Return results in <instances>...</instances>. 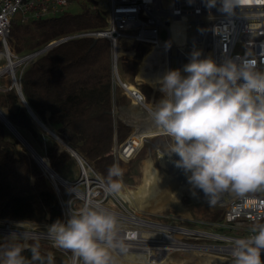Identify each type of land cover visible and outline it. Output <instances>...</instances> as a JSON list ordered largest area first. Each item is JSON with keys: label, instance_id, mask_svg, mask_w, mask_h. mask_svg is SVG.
I'll list each match as a JSON object with an SVG mask.
<instances>
[{"label": "built area", "instance_id": "1", "mask_svg": "<svg viewBox=\"0 0 264 264\" xmlns=\"http://www.w3.org/2000/svg\"><path fill=\"white\" fill-rule=\"evenodd\" d=\"M74 1L76 0H0V65L2 66L6 61L5 56L8 53L14 59L31 56L28 62L39 56V54H35L38 50L22 57L12 51L10 38L13 22L16 19L23 25H27L34 21L55 18L67 12L69 5ZM95 1L98 3V9L106 14L107 25L105 28L62 36L50 41L46 46L53 48L70 39L82 37L109 40L112 48L113 90L121 87L122 92L133 100L136 97L140 102L138 105L147 111V98L140 88L146 82L136 80L135 76L137 90L133 91V96H131L126 89L124 78L120 75L119 64L136 57L137 52L133 48L137 44H144L150 48L159 46L160 32L162 29L168 31L167 27L171 18H185L190 28L194 29L191 34V42L201 45V59L205 58L208 47V51L211 52L217 63L223 62L225 58L249 59L258 68L264 70V0H240L230 15L218 10L219 2L211 10L207 9L204 0H170L168 5H164L163 0ZM206 30H209L210 33L208 46L204 40ZM126 43L129 46L125 47ZM192 49V47L187 48L188 53H191ZM121 50L126 55H122ZM178 56L179 60H175L174 63L181 66L185 63V58L181 55ZM116 110L117 106L115 105L114 114ZM126 123L129 126L133 125L131 122ZM133 128L134 131L124 142L119 143L117 138L115 139L112 153L118 164L120 162L129 163L136 158L149 143L150 138L166 135L161 129L141 130L137 126ZM135 135L142 137L141 147L130 142ZM170 144L169 141H160L156 143L155 147L161 153L163 152L161 146L164 148ZM79 166L80 175L77 179L73 181L66 179L69 186L64 183L59 184L58 197L63 208V221L67 220L70 207L78 209L85 204H100L114 211L120 220L119 235L126 245V252L122 253L117 250L121 254L130 252L137 256H147L148 259H165L169 255L173 256L178 253L177 249L195 248L199 253L204 252L222 258L223 264H228V261H232L233 242L236 239L254 235L253 226L258 225V222H264V195L257 191L249 192L244 196H238L230 191L221 193L217 203L224 208L222 220H193L176 216L173 213L170 215L161 214V219L153 220L138 214L135 209L129 207L125 199L117 194L106 192V181L99 172L92 168L89 162L79 163ZM62 187L68 191L67 194ZM0 225L11 227L17 232L25 230L31 234L26 241L20 237L12 238L0 235V241H21L22 244L27 243L29 246L32 245V242L38 241L41 245H49L45 251L51 252L53 257L55 252H59L68 258L69 263L71 262L70 252L53 247L47 234L51 223L0 219ZM15 234L22 236L19 233ZM191 239L209 242L193 244L189 242ZM262 257H264V253H262ZM114 259L116 264H119L115 257Z\"/></svg>", "mask_w": 264, "mask_h": 264}, {"label": "clouds", "instance_id": "2", "mask_svg": "<svg viewBox=\"0 0 264 264\" xmlns=\"http://www.w3.org/2000/svg\"><path fill=\"white\" fill-rule=\"evenodd\" d=\"M218 2V10L230 15L240 0H204L209 10ZM200 57V51L191 53L182 70L187 75L174 69L158 79L161 98L148 114L171 139L167 153L179 156L175 165L185 172L192 194L202 190L215 204L225 191L244 196L264 189V70L249 59L217 63ZM123 172L118 164L109 168L106 192L121 193ZM252 232L233 242L232 264H264V223ZM119 233L118 215L100 204L70 207L67 220L47 230L53 247L71 253L70 264H116L113 253L126 252ZM25 249L32 262L54 264L53 254L42 255L38 243L9 244L3 264H29Z\"/></svg>", "mask_w": 264, "mask_h": 264}, {"label": "trees", "instance_id": "3", "mask_svg": "<svg viewBox=\"0 0 264 264\" xmlns=\"http://www.w3.org/2000/svg\"><path fill=\"white\" fill-rule=\"evenodd\" d=\"M88 1L94 4L85 6L80 14L65 12L61 16L34 21L23 27L13 26L10 45L18 53L27 48L36 51L62 36L105 28L106 14L96 7L94 0ZM16 40L30 43L17 46ZM123 53L121 50V54ZM150 53L151 48L140 56L136 54V58H142L140 65ZM131 64L137 66L135 60L122 66ZM8 75L12 84H15L16 80L20 83L17 71L14 75ZM134 75L136 80H143L155 87L153 82L142 76L139 71ZM124 83L129 94L133 96V91L137 90L136 85L127 81ZM146 84L141 86H145L151 94L152 89ZM22 85L28 103L39 118L63 140L68 141L88 162L107 156L113 157L115 139L122 143L131 133V128L116 119L113 112L114 106L118 105L120 93L115 98L112 48L107 39L94 42L91 37L73 38L49 49L24 71ZM160 98L161 93L158 91L155 93L154 102L157 103ZM134 104H139L136 97ZM0 109L7 110L11 123L37 152L47 157L51 166L61 173L71 159L70 153L37 126L15 88L1 93ZM151 121V129H160L152 119ZM121 128L129 130L128 136L122 141ZM10 135L11 131L0 120V219L51 224L58 219L63 221V208L51 181L18 138L14 136L11 139ZM37 146L44 152L41 153ZM143 184L147 182L144 181ZM156 189L159 190L158 193L150 195L148 192L147 199H158L157 196L164 190V186L156 184ZM9 244L22 242L0 241V264H3L2 252ZM40 252L42 255L47 254L42 247ZM22 255L29 264H38L31 261L30 250L25 249ZM113 256L122 264H171L141 262V256L121 254L118 251H115ZM54 264L70 263L68 258L55 252Z\"/></svg>", "mask_w": 264, "mask_h": 264}, {"label": "rangeland", "instance_id": "4", "mask_svg": "<svg viewBox=\"0 0 264 264\" xmlns=\"http://www.w3.org/2000/svg\"><path fill=\"white\" fill-rule=\"evenodd\" d=\"M95 1V0H94ZM96 2V1H95ZM165 5H168L170 3V0H164ZM94 3L88 0H79V2H73L69 5L67 12L73 15L80 14L83 11V8L87 5H93ZM96 7L98 8V3L96 2ZM13 26L16 27H23L24 25L19 21L15 20L13 22ZM160 39L161 40H168V31L166 29H162L160 32ZM16 45H28L30 41H27V43L23 41H15ZM124 46H129V44H124ZM12 51L17 54L19 57H22L26 54H30L32 52H35L34 50H30L29 48L25 49L22 53H18L13 46H11ZM136 52L138 53V56L141 55V53L145 51H149L150 47L144 44H137L134 46ZM8 56V54H7ZM6 56V61L3 62V65L9 63L7 60ZM40 56V55H39ZM13 57V56H12ZM18 59V58H17ZM142 59V58H141ZM139 58H131L130 60L128 59L124 63L119 64V72L122 78L127 79L129 78V81L133 82L134 73L138 71L139 66H140V60ZM36 60L33 59V61L27 62V64L19 67L17 69V76L21 80L22 78V72H24L30 64H32ZM135 60L137 63V66L135 64H131L128 66L123 67V64L128 63L129 61ZM1 67V66H0ZM134 75V76H133ZM183 75H186L183 73ZM12 79L8 74H3L0 76V95L1 93L7 91L10 89L12 86ZM150 86L152 89V93L150 94L148 89L145 86H140L141 90L145 94L149 106L155 105L154 102V96L155 93L159 91V85L157 86H152L149 84H146ZM156 90V91H154ZM122 88L118 87L114 91V96L118 95L120 93L121 95ZM114 99V103H115ZM126 100L124 98L119 97L118 103L125 102ZM140 115L143 114L141 112H144L143 118L150 117L148 114V111L146 109H141L138 107ZM142 110V111H141ZM7 114V110H3ZM138 112H134V116L138 115ZM116 119L117 116H115ZM134 131V128L131 129V133ZM129 134L128 128H121L120 130V141L124 140ZM14 134L11 132V135L9 138H14ZM16 137V136H15ZM17 138V137H16ZM170 142L171 139L167 135L163 136H155L149 139V143L143 148V150L139 153V155L136 156L132 161L129 163L125 162H120L119 164L117 163L115 157L113 156H107L102 159L98 160H93L90 161L89 164L94 168L96 171H98L103 179L107 183V178H108V170L113 164H118L123 170V177H122V183L125 184L122 187L121 192H125V189L127 188L135 197L138 205L134 204L131 200L126 202L128 203L129 207H132L135 209L138 214L142 216H147L154 219H161L160 215L165 214V215H170L173 213L176 216L179 217H184V218H189L193 220H222L224 216V208L220 207L216 201L215 204H210L208 197L205 196L202 190L197 189L196 190V195L194 196L192 194V191L190 190L191 186H188L187 188H183L181 195L179 194V191L181 190V183H178L176 180H172L173 177L176 175L175 172L168 166L163 165L162 163V157L161 154H169L167 151L169 150V146H165L164 148L161 146L163 152H158L155 145L157 142ZM142 146V140H139L138 143ZM38 147V146H37ZM39 151L43 153V149L38 147ZM45 157V156H44ZM46 161L47 160V157ZM148 160V161H147ZM70 162L72 164H67V166L62 170L61 173H59L63 178L68 179L70 181H73L77 179L80 175V166L78 161L71 156ZM176 169H179L176 167ZM144 174V176H143ZM146 181L147 184H143V182ZM174 181V182H173ZM176 182V183H175ZM156 184H161L164 186V190L159 193L157 196L158 199L155 200H149L147 199V194L150 192V195L157 194L159 190L156 189ZM127 185V186H126ZM125 187V188H124ZM63 191L67 194V190L63 188ZM189 189V190H188ZM258 193L264 195V189L257 190ZM120 196L119 194H117ZM121 197V196H120ZM123 198V197H122ZM188 206V207H187ZM167 219V218H164ZM264 222H258L257 224H261ZM7 233H18L14 231L11 227L6 228ZM207 230H210V228H207ZM20 234H27V232H20ZM1 238V237H0ZM189 242L193 244H204L209 241H202V240H197V239H191ZM39 243L38 241L32 242V244ZM44 249H48L49 245L43 244L41 245ZM200 254V257H205L206 253L204 252H197ZM131 254V253H127ZM211 254V253H210ZM141 256V255H139ZM174 257H179V256H185V253H176L173 255ZM189 261L188 264H202L201 260L199 259V255H188ZM141 259V258H140ZM211 264H219L217 261H212Z\"/></svg>", "mask_w": 264, "mask_h": 264}, {"label": "bare ground", "instance_id": "5", "mask_svg": "<svg viewBox=\"0 0 264 264\" xmlns=\"http://www.w3.org/2000/svg\"><path fill=\"white\" fill-rule=\"evenodd\" d=\"M163 4L165 5L164 0H163ZM167 28H168V40H161L159 42V46L151 47L150 55L148 56L147 59H145V61L142 62V64L139 66V69H138L140 74L148 78L149 80H151L155 86L159 85L158 79L161 78L165 74V72H167L168 70L180 69L182 71L183 66L189 62L191 53L193 51L201 52V47H200L201 45H198L194 43L193 41L191 42V34L193 33L192 31L194 29L190 28L189 23L185 20V18H179V19L171 18L170 23H168ZM209 37H210L209 30H206L204 32V40L207 46L209 45V41H210ZM190 47H192L193 49L191 50V53H188L187 48H190ZM122 55H126V53L124 52ZM178 55H181L185 58V63L181 66H177L174 63L175 60H179ZM29 57L31 56H24L22 58L14 59L12 55L8 53L7 60L9 61V63L2 65L0 67V75L1 74L14 75V73L17 71L19 67L23 66L24 64L28 62ZM208 57H211L212 59H214L213 55L211 54L210 51H208V47H207V54L205 55V58H208ZM182 75H183V71H182ZM148 108H149V105H148ZM0 117H4L1 112H0ZM8 129L16 136V134L10 128ZM141 139H142L141 136L135 135L131 138L130 142L135 146L141 147L140 144H136ZM161 157H162L163 165L168 166L169 168L173 170V172H175L174 175L176 176L173 177L172 180H176L178 181V183H181L180 186L182 188L179 191V194L181 195L182 189L187 188L190 185L187 182V176L185 172L183 171V169L181 168L176 169L175 161L180 159L179 156L175 153H171V154H161ZM39 162L42 168L44 169V171L47 172L48 176L52 178L54 182L58 184L62 182L65 185L69 186L65 178L62 177L63 180L59 179L55 174H52L50 172L45 162L41 160H39ZM119 195L121 196V198L123 197V199H126L127 201L131 200L134 204L138 205L135 197L127 188L125 189L124 193L121 192L119 193ZM6 228L7 227L0 225V235L4 237H9L12 234L7 233ZM20 232H27V231L25 230L18 231L19 234ZM29 235L31 234L28 233V236ZM177 251H178V254L184 252L185 256L174 257V256L169 255L165 259H148L147 256L141 255V262L188 264V261H189L188 255H199V259L202 261L201 262L202 264H211V262L214 260L219 262V264L224 263V260L222 258H218L212 255H206L205 257H200L201 255L197 253L198 251L195 248H183V249L181 248L179 250L177 249ZM228 262H229L228 264H232V261H228ZM119 264H122V263L119 261Z\"/></svg>", "mask_w": 264, "mask_h": 264}, {"label": "water", "instance_id": "6", "mask_svg": "<svg viewBox=\"0 0 264 264\" xmlns=\"http://www.w3.org/2000/svg\"><path fill=\"white\" fill-rule=\"evenodd\" d=\"M98 40V38H94V42H96ZM51 47L50 46H45L44 48H41L40 50H38L35 54H44L45 52H47ZM15 88V90L17 91L19 97L21 98L24 106L27 108V111L29 112V114L31 115V117L33 118V121L37 124V126L44 132H46L48 135L52 136L54 139H56L62 146V148L66 149L70 155L72 157H74L78 163L80 164H84L85 162L88 163V161L77 151L75 150L68 141L63 140L61 138V136L55 131L53 130L50 126L46 125L40 118L39 116L35 113V111L33 110V108L30 106V104L28 103L24 92H23V85L22 82L19 84L17 82V80L15 81V84H13L11 86L10 89ZM0 112L3 114L4 117H0V120L3 121L5 123V125L10 128L17 136L18 140L26 147V149L29 151V153L32 155V157L34 158V160L38 163V165L41 167V169L43 170L44 175L51 181L52 186L54 188V190L56 191L57 195L59 193V184L54 182V180L52 178H50L47 174L46 171H44V169L42 168V166L40 165L39 160L43 161L46 163L47 167L49 168L50 172L52 174H55L59 179H62V176L51 166L50 160L48 159V162H46V158L41 156L37 150L28 142V140L18 131V129L11 123V121L9 120L7 114L0 109ZM62 183V182H61ZM60 183V184H61Z\"/></svg>", "mask_w": 264, "mask_h": 264}, {"label": "crops", "instance_id": "7", "mask_svg": "<svg viewBox=\"0 0 264 264\" xmlns=\"http://www.w3.org/2000/svg\"><path fill=\"white\" fill-rule=\"evenodd\" d=\"M76 1L79 2V0H76ZM124 80L130 83H134L135 85L137 84L134 80L133 82L129 81V78L124 79ZM119 96L121 98H124L126 101L122 103H118V105H116L117 110L114 115L117 116L118 119H120L125 125H127L126 122H129V123L131 122V125L133 124L132 126L127 125L131 129H133L134 126L139 127L141 130H145L147 128L153 127L150 117L148 118L145 116V118H143L144 112H141L143 114L140 115L139 110H137L138 107L143 109L141 106L134 104V100L130 98L129 96H127L124 92H121V95ZM135 111L139 113V116L138 115L134 116ZM152 129L157 130L156 128H152ZM68 164H72V162H70L69 160Z\"/></svg>", "mask_w": 264, "mask_h": 264}]
</instances>
